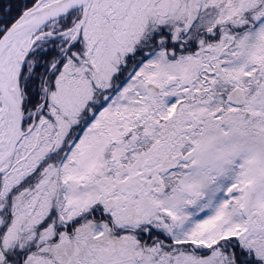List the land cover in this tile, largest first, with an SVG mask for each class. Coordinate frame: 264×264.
Returning <instances> with one entry per match:
<instances>
[{"label":"snow or ice","instance_id":"6c2138e0","mask_svg":"<svg viewBox=\"0 0 264 264\" xmlns=\"http://www.w3.org/2000/svg\"><path fill=\"white\" fill-rule=\"evenodd\" d=\"M0 264H264V0H0Z\"/></svg>","mask_w":264,"mask_h":264}]
</instances>
